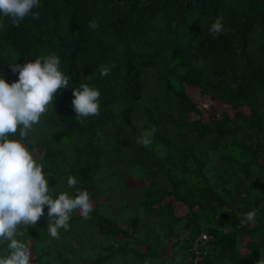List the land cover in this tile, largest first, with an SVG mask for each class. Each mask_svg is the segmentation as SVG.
<instances>
[{
	"label": "trees",
	"instance_id": "1",
	"mask_svg": "<svg viewBox=\"0 0 264 264\" xmlns=\"http://www.w3.org/2000/svg\"><path fill=\"white\" fill-rule=\"evenodd\" d=\"M40 4L33 9L39 18L28 16L19 27L0 17V78L18 81L10 63L53 53L61 59L70 86L54 94V111L24 143L30 152L43 150L34 159L53 198L87 190L93 210L89 219L73 211L59 239L47 230V205L35 226H19L30 264H256L264 256V0ZM217 17L224 32L210 34ZM110 65V75L100 76ZM85 83L100 91V113L81 122L72 88ZM208 98L234 115L190 117ZM153 126L151 146L137 143ZM69 176L78 181L74 188ZM126 176L146 184L129 188ZM175 202L184 213L174 212ZM115 203L121 211L112 216L105 209ZM248 212L254 222L242 224ZM167 247L180 257L165 258ZM5 250L0 241V255Z\"/></svg>",
	"mask_w": 264,
	"mask_h": 264
},
{
	"label": "clouds",
	"instance_id": "2",
	"mask_svg": "<svg viewBox=\"0 0 264 264\" xmlns=\"http://www.w3.org/2000/svg\"><path fill=\"white\" fill-rule=\"evenodd\" d=\"M41 7L40 0H0V17H8L13 27H19L26 17L39 18L33 11ZM95 19L89 27L97 28ZM0 23V28H3ZM224 32L223 17H217L209 28V33L220 35ZM11 70L18 73V81L8 83L0 78V241L5 242L6 250L0 255V264H30L31 250L20 240L23 232L18 227L35 226L48 206V232L52 238L59 239V230L70 228V218L79 209L83 219H89L93 210L87 190L76 189L70 196L67 191L55 195L49 192L48 179L43 165L38 164L24 143L34 125L40 123L41 116L51 108L54 111V94L70 86V75L60 70L61 59L56 54L37 56L34 62L10 63ZM112 67L102 66L100 76L110 75ZM75 117L98 116L101 93L88 84L72 88ZM19 129V139L12 138ZM156 132L153 126L137 139L143 147H150ZM78 181L67 178L68 188H74ZM255 213L245 214L242 224L254 222ZM148 264V261H145ZM256 264H264L261 256Z\"/></svg>",
	"mask_w": 264,
	"mask_h": 264
},
{
	"label": "rangeland",
	"instance_id": "3",
	"mask_svg": "<svg viewBox=\"0 0 264 264\" xmlns=\"http://www.w3.org/2000/svg\"><path fill=\"white\" fill-rule=\"evenodd\" d=\"M197 97H198L197 94L196 93H193V99H194V101L199 102L201 104L200 101L202 99H200L198 101L197 100ZM203 106L205 108L200 110L199 115H193L192 114V115H190V117L198 118L201 121L205 122V121H208V119L211 118V117H213L214 119H217L219 117L220 113H222V112H225V113L229 114L231 117L234 115V111L231 109V107L229 105L222 104V103H220L218 101H214L212 98L204 99ZM199 108H200V106H199ZM42 151L43 150L41 148L34 149L32 151L33 157L40 156V154L42 153ZM145 184H146V181L144 179H134V178H131L130 176H126L125 177V180L123 182V185L124 186H128L129 188H133V189L136 188V187H139V186H143ZM98 200L99 201H104L105 198H104V196H100L98 198ZM169 200H170V198H167V200L164 199L163 201L165 202V201H169ZM92 205H93V203H92ZM173 205L174 206L176 205V207H174V212L175 213H177V214L184 213V211H185V208L184 207L179 206L177 204V202H175ZM105 211H107L112 216H116V215H118L120 213L121 210H120L119 206L117 205V203H115V205H113V206H107V208L105 209ZM74 214H80V210L79 209L74 210ZM80 221H83L82 218H80ZM121 237H122L121 235L117 236V238H121ZM182 237H183V234L182 235H179L178 236V240L181 239ZM197 237L200 238L202 241L207 239V235H205V234H199ZM171 240H174V238H171L170 241ZM241 241L244 242V238H241ZM103 242H106V240H103ZM196 243H198V241H193V243H192L193 244L192 245V249L194 248V245ZM73 244H74V246L76 245L75 243H73ZM135 248L137 250H140V251H142L144 249L143 248V245H141V244L137 245ZM174 249H176V248L174 247ZM181 253L182 254L184 253L183 250H181ZM172 254H174V257H176V258H179L180 257V255H178V253L171 252V250H170L169 247H167L165 249V252H164L163 255H164L165 258H168L169 259L172 256ZM30 262H33L32 256H31ZM122 263H123V260L120 258L118 260L117 264H122ZM159 263L160 262L158 261V262H155V263H152V264H159Z\"/></svg>",
	"mask_w": 264,
	"mask_h": 264
},
{
	"label": "water",
	"instance_id": "4",
	"mask_svg": "<svg viewBox=\"0 0 264 264\" xmlns=\"http://www.w3.org/2000/svg\"><path fill=\"white\" fill-rule=\"evenodd\" d=\"M115 20H116V22H117L118 24H120V23H121V19H120L118 16L116 17V19H115Z\"/></svg>",
	"mask_w": 264,
	"mask_h": 264
}]
</instances>
